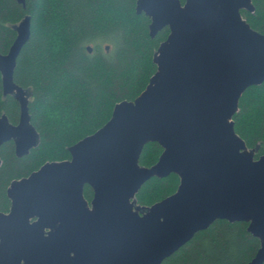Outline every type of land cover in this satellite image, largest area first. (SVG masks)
<instances>
[{
	"label": "water",
	"instance_id": "1",
	"mask_svg": "<svg viewBox=\"0 0 264 264\" xmlns=\"http://www.w3.org/2000/svg\"><path fill=\"white\" fill-rule=\"evenodd\" d=\"M243 9L253 12L252 0H137L152 37L170 28L153 58L157 71L135 100L118 102L104 126L69 148L70 159L11 183L0 264H162L219 219L247 222L261 242L248 264H264V155L255 158L233 121L243 93L264 82V33ZM31 27L27 14L0 52L4 95L21 109L16 125L0 117V150L13 139L20 157L40 143L29 90L14 79ZM149 142L164 149L151 167L140 163ZM171 173L180 176L175 193L137 202L145 182Z\"/></svg>",
	"mask_w": 264,
	"mask_h": 264
},
{
	"label": "trees",
	"instance_id": "2",
	"mask_svg": "<svg viewBox=\"0 0 264 264\" xmlns=\"http://www.w3.org/2000/svg\"><path fill=\"white\" fill-rule=\"evenodd\" d=\"M184 3L185 0H182ZM253 12L242 10L250 25L264 33V0H252ZM137 0H0V52L7 53L17 36L15 26L31 15V38L15 69V81L29 90L31 122L40 143L28 155L16 154L15 141L0 150V211L9 212L8 188L46 162L71 158L69 148L95 133L112 117L115 105L135 100L157 71L153 58L170 33L165 27L150 35L151 19L137 14ZM93 51L89 52L88 46ZM110 49L107 50L106 46ZM20 103L4 95L0 72V117L20 121ZM235 130L255 158L264 155V82L249 87L233 116ZM163 147L145 145L143 166L159 160ZM180 176L153 177L136 194L137 202L151 206L175 193ZM86 185L84 195L93 197ZM247 222L216 220L198 232L162 264H248L261 246Z\"/></svg>",
	"mask_w": 264,
	"mask_h": 264
},
{
	"label": "flooded vegetation",
	"instance_id": "3",
	"mask_svg": "<svg viewBox=\"0 0 264 264\" xmlns=\"http://www.w3.org/2000/svg\"><path fill=\"white\" fill-rule=\"evenodd\" d=\"M94 195V194H93ZM93 198V197H92ZM92 200V199H91ZM91 200H88L89 201V203H91ZM12 205V204H11Z\"/></svg>",
	"mask_w": 264,
	"mask_h": 264
}]
</instances>
